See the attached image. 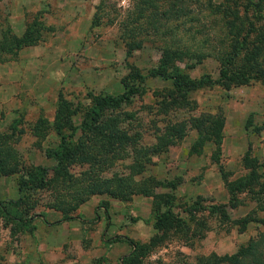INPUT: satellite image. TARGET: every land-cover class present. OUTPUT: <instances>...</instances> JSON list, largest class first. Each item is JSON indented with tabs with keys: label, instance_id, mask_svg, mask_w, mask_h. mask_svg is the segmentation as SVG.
I'll use <instances>...</instances> for the list:
<instances>
[{
	"label": "rangeland",
	"instance_id": "1",
	"mask_svg": "<svg viewBox=\"0 0 264 264\" xmlns=\"http://www.w3.org/2000/svg\"><path fill=\"white\" fill-rule=\"evenodd\" d=\"M141 1L0 0V27L8 26L15 35H20L33 21L51 28L35 46L24 48L0 63L19 72L20 79L30 87L27 95H22L17 88L19 79L13 84V89L18 91L14 97L19 102L0 109V132H6L19 117L22 120L25 132L14 148L25 164L48 169L55 164L45 156V151L56 149L55 133L48 130L39 140L30 135L29 128L40 116L51 122L58 93L72 104L84 106L88 104L89 94L120 95L124 90L122 84L125 89H136L129 103L119 109L132 114L133 119L127 125L132 131L137 130L142 145H150L154 141L153 124L162 123V118L154 113V104L158 94L171 87L168 81L152 76L160 63L162 49L203 55L195 65L186 58L175 61L167 68L168 72L174 73L176 69L190 80L201 76L216 79L215 56L226 53L233 42L226 25L228 19L212 12L208 0H148V7ZM248 1L257 0H230L229 4L211 0L227 4L241 18ZM138 7H143L142 18L133 24L131 20L137 15ZM247 7L245 16L252 25H263L264 4ZM93 15L99 18L98 24L91 23ZM135 26L138 29L134 35L126 36L125 29ZM133 39L139 47L128 54L125 44ZM259 61L264 63V45ZM7 68L4 73L0 70V77L7 73ZM134 75L141 77L140 82ZM9 85L0 81V98L8 94ZM188 99L196 105L191 112L194 115L222 111L218 161L214 163L211 159L215 148L210 143L196 153L190 152L196 137L192 130L187 131L179 144L152 157V165L141 178L152 176L176 184L173 191L158 192L174 195L173 213L176 219L183 220L184 226L176 224L174 230H169L168 239L150 248L142 264H196L197 257L211 253L229 255L252 240L264 251V243L260 242L264 234V193H260V184L264 183V87L257 82L228 91L214 86L192 91ZM168 116L180 119L187 115L173 111ZM78 122V117H74L73 123ZM246 153L254 172L247 188L250 193L235 194V207L230 208L232 202L226 186L250 172L241 162ZM128 162L127 159L117 162L112 171L120 170ZM15 182L14 176H0V194H5L0 201L15 199ZM91 198L88 203L91 214L90 209H77L73 218L85 223L92 237L86 239L83 234L70 247L64 244L61 249L73 257L78 255L82 264H120L121 258L131 250L128 241L146 243L160 234L152 228L150 199L135 196L128 202H118L104 196ZM193 205L196 211L191 218L181 212L182 208L190 209ZM211 206L224 207L228 221L208 213ZM43 211L36 208L31 214L36 217ZM244 217L254 221L243 227L239 219ZM100 220L113 228L97 231Z\"/></svg>",
	"mask_w": 264,
	"mask_h": 264
},
{
	"label": "trees",
	"instance_id": "2",
	"mask_svg": "<svg viewBox=\"0 0 264 264\" xmlns=\"http://www.w3.org/2000/svg\"><path fill=\"white\" fill-rule=\"evenodd\" d=\"M223 1L228 4L230 2ZM141 2L148 7V0ZM261 4H264V0H257L255 3L248 1L241 18L227 4L208 0L212 12L228 19V33L233 37L227 52L215 56L217 77L214 80L208 76L190 80L176 69L174 73L168 72L167 68L175 61L186 58L193 61L191 65H195L201 62L203 55L188 53L186 50L162 49L160 63L152 76L168 81L171 87L158 94V100L154 104V113L162 118V123L159 126L153 124L154 141L150 145H142L137 130L132 131L127 125L133 119L132 114L119 109L123 104L127 105L136 93V89H125L124 84L120 95L89 94L88 104L84 106L74 105L61 93L57 94L51 122L40 116L29 128L30 135L39 140L45 137L48 130L55 133L58 139L56 149L45 151V156L55 162L50 169L24 163L14 145L25 129L20 117L12 121L6 132H0V176L16 178V198L0 201V218L4 225H10V234L16 228L27 226L35 217L31 213L36 208L57 212L60 214V221H66L72 219L78 207L92 196H104L118 202H128L132 197L140 196L151 200L154 221L152 228L160 234L146 243L128 241L131 250L121 258L120 264H142V259L150 248L168 239L166 233L169 230H174L176 224L184 226L183 220L176 219L178 217L173 213L176 204L174 195L158 192L161 189L173 191L176 184L152 176L141 178L142 174L152 165V157L179 144L188 130L194 131L196 135L190 152L196 153L210 143L215 148L211 159L214 163L218 161L223 126L222 111L217 109L212 113L199 112L194 115L191 112L195 111L196 105L188 99V95L192 91L214 86L228 91L257 82L264 87V63L259 61L264 45V24L254 27L245 16L247 6L258 7ZM142 10L143 7L136 9L137 15L131 20L133 24L142 18ZM98 19L93 15L91 23L98 24ZM136 29V26L125 29L126 36L134 35ZM48 31L51 28L40 21L27 25L20 35L10 32L8 26L0 27V63L15 57L24 48L35 46L41 41L42 34ZM125 45L128 54L133 48L139 47L134 39ZM134 79L140 82L141 77L134 75ZM173 111H183L187 116L173 119L168 116ZM76 116L78 124L73 123ZM126 159L129 160L127 164L120 170L112 171L117 162ZM250 161L251 158L246 153L241 162L250 172L226 186L229 201L232 202L230 208L235 207V194L250 191L247 188L251 185L254 173ZM107 172H111L110 176H103ZM260 191L264 193V183L260 184ZM191 208H182L181 212L191 218L192 212L196 211L194 205ZM223 208L211 206L208 213L217 214L227 222L229 218ZM251 221L254 220L249 217L239 219L243 227ZM31 229L29 227V231ZM261 236L260 242L264 243V234ZM262 249L252 240L244 248L229 255L218 256L211 253L197 257L196 264H264Z\"/></svg>",
	"mask_w": 264,
	"mask_h": 264
},
{
	"label": "crops",
	"instance_id": "3",
	"mask_svg": "<svg viewBox=\"0 0 264 264\" xmlns=\"http://www.w3.org/2000/svg\"><path fill=\"white\" fill-rule=\"evenodd\" d=\"M5 68H7L5 64L0 65L2 73L5 72ZM7 69V73L2 74L0 81L5 82V84L10 83L9 92L7 95L5 93L3 98H0V109L2 107L6 109L9 105L14 106L15 103L19 102V99L14 97L18 95L14 94L18 93L17 88L20 89L22 95L23 93L27 95L30 89L25 81L22 78V80L20 79L19 72ZM11 72H14V74L11 75ZM17 82L19 86L14 90L13 84ZM2 197H5V194H0V198ZM91 199L93 198H90V201H92ZM88 203L89 200L80 205L78 209H90L91 206ZM109 204H111L110 201ZM44 216L48 218L45 219ZM60 218L59 213L45 210L40 216L30 220L27 226L22 229L16 228L13 234L9 232L10 225H4L0 218V232H2V235L0 234V264H82L78 255L76 257L69 255L68 252L61 250L62 246L67 244L70 247L83 234H85L86 239L92 237L93 234L89 233V228L87 229L85 223L79 219L72 218L60 221ZM102 223L101 220L97 222V231L102 230L104 227L107 228L106 230L113 228L112 225L106 226L105 223ZM29 227H32L30 231Z\"/></svg>",
	"mask_w": 264,
	"mask_h": 264
},
{
	"label": "built area",
	"instance_id": "4",
	"mask_svg": "<svg viewBox=\"0 0 264 264\" xmlns=\"http://www.w3.org/2000/svg\"><path fill=\"white\" fill-rule=\"evenodd\" d=\"M121 3H123V1Z\"/></svg>",
	"mask_w": 264,
	"mask_h": 264
}]
</instances>
